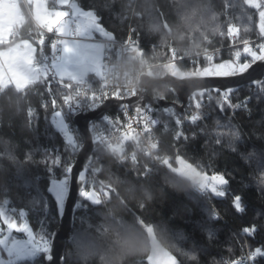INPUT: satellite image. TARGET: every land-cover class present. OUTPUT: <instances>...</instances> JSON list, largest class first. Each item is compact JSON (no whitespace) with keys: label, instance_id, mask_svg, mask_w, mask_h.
<instances>
[{"label":"trees","instance_id":"trees-1","mask_svg":"<svg viewBox=\"0 0 264 264\" xmlns=\"http://www.w3.org/2000/svg\"><path fill=\"white\" fill-rule=\"evenodd\" d=\"M75 1L98 13L103 12L104 23L119 40H125L131 26H134L145 41L142 44L143 61H167L171 46H200L206 39H213L214 47L228 46L232 37L228 33L229 27L238 30L237 42L260 37L258 12L244 4V0H138L137 5L133 0ZM189 2L196 5L191 11L199 10L197 20L191 25L184 19L185 12L182 11ZM106 3L114 5V8L111 11L103 9ZM134 8L137 14L132 18ZM23 10L27 13L25 8ZM154 20L160 24L167 23L169 28L153 30ZM30 24L26 21L21 31ZM48 52L49 48H46V54ZM233 52L234 49L226 51L219 60L232 58ZM181 68L191 70V67ZM92 79L95 84L99 81ZM168 87L167 84H156L153 87L156 95L152 90L149 93L154 99L178 101ZM52 88L59 97L61 89L55 81ZM249 89L246 86L234 92L235 100L246 95ZM211 95L212 103L204 112L206 125L199 122L193 127L183 121L189 141L176 155L198 166L199 171L209 176L225 175L230 181L226 197L210 195L207 200L187 184L157 169L147 176L138 175L131 162L117 161L116 154L110 149H96L94 157L102 167L97 179L116 187L120 199L113 198L100 206L86 208L82 207L86 202L79 198L65 264H106V256L112 257L113 264H139L141 258L146 264L143 248L133 240L126 238V255L118 247H113L119 230L111 222L112 218L128 228L135 223L132 213L154 228L158 246L174 256L177 264H221V261L238 260L247 248L252 252L256 247L264 248V183H261L264 176V100L252 98L246 109L236 110L231 117V109L223 113L219 111L222 97L217 93ZM50 99L43 84L32 86L27 94L13 92L6 96L0 93V209L18 223L25 219L36 234L46 215L48 202L43 234L49 237L59 224L64 202L57 206L54 193L48 191L56 181L50 178V174L60 173L46 165L45 160L49 159L50 163L53 154L67 155L63 134L52 124ZM45 103L49 104L48 108L43 107ZM29 109L33 113L31 117ZM111 114L115 116L116 112ZM225 125H230L233 131H240L243 139L238 148L227 142L222 145L215 143L216 136L226 140L229 127ZM175 132V124L162 117L158 130L161 153L174 154L180 144L174 139ZM172 163L176 166L175 160ZM138 166L142 171L145 166L149 167V160L139 158ZM233 193L243 197L247 208L245 214L234 212L228 198ZM121 200L126 201V208ZM213 212L220 214L218 220L212 218ZM246 225H255L258 229L254 238L239 234ZM136 227L140 228L139 225ZM86 250L91 254L85 256ZM16 264L46 263L43 254H39ZM254 264H264V259L257 257Z\"/></svg>","mask_w":264,"mask_h":264},{"label":"snow or ice","instance_id":"snow-or-ice-1","mask_svg":"<svg viewBox=\"0 0 264 264\" xmlns=\"http://www.w3.org/2000/svg\"><path fill=\"white\" fill-rule=\"evenodd\" d=\"M59 4L62 7H71L72 12L58 10L56 5ZM249 8H254L258 12L259 17V36L260 42L256 43L253 47L248 40L243 41V57L239 50L233 52L234 58L227 60L218 59V51H214L211 55H205L203 61L197 65L196 57L191 59V70H184L182 72L179 67L182 63H187L185 58L181 56L175 48L170 50V58L165 65V75L171 77H178L181 80L189 79H221V78H234L237 76H243L245 73L249 75L251 83L256 85L255 93L250 94L249 98L241 103H235L230 99V94L233 89L227 86H209L207 82L201 88L199 95L202 97L206 92L215 91L218 97H222V103L219 104V111L225 112L227 109H232L233 114L236 110H243L247 108L248 100L252 98L264 100V80L255 79L252 77L250 69H253V65L257 62H264V0H244ZM27 5L29 12L23 11L24 6ZM5 12L3 22H0V93L4 95H11L13 92L17 95L27 94L32 86L37 84H43L44 88L50 99V106L52 109L53 120L52 124L63 134L65 149L67 155L53 154L49 159L45 160L46 165H50L58 173L63 175V179H59L52 184L51 188H48L49 192L54 193L55 203L57 206H61L65 201V192L68 191L69 180L68 177L74 178V166L71 163L70 157L76 149L81 148V141L74 137L69 131V125L66 123V119H70L72 114L82 109H96L106 107V101L118 100L123 101L128 97L139 98V93L132 87L128 88L127 85H119L114 83L111 90H108V75L104 71L106 65L103 63L105 59V49L112 50L115 47L116 40L114 34L111 33L107 25L104 23L103 12L98 13L92 8L82 5L71 3V0H7L5 4ZM103 9L107 8L111 11L114 8L112 4H104ZM196 5L189 2L183 6L182 11L185 12L184 19L191 23L197 20L199 10L191 11L195 9ZM30 17V20H29ZM70 17H74L73 20ZM83 18V19H81ZM250 18V17H249ZM27 22H34L36 26V38L33 39L31 34H25L21 31L23 25ZM73 24L75 25L73 28ZM169 28L167 23L160 24L157 21L152 22V29L160 31L162 29ZM195 32V29L193 30ZM234 27L228 28L229 35L237 32ZM131 35L127 40L120 43L119 51H113L112 54L117 57H123L132 61L138 58L143 61L144 52L142 50V44L145 41L142 39V34L138 33L135 28L130 29ZM88 37L93 39L96 36L103 37L107 40V44H89L85 45L77 42L73 39L69 42L65 37ZM53 37H59L61 39H53ZM195 35L192 39L195 40ZM58 45L61 47L58 48ZM52 50L51 61L49 62V56L46 54V48ZM57 51H62L63 55L58 56ZM216 61V62H214ZM111 71V70H109ZM93 73L94 76L99 77V81L93 84L91 81L86 80L85 77L88 73ZM148 76H152L153 73L149 71ZM118 80L119 77H116ZM56 82V85L61 89L60 96L58 97L53 88L52 83ZM87 85L82 90L81 86ZM91 92V95H88ZM44 108H48L49 104L45 103ZM120 108L124 110L126 120L110 119L105 116L104 120L111 125L110 138L116 137V145L114 146L108 140H101L99 143H103L107 149H110L112 153L116 154V158L123 162L130 159L134 165L133 170L138 175L147 176L150 174L151 169L145 166L141 171L138 166L136 151H132L130 157L125 151V144L127 141H133L134 147L140 151H144L147 155H152L151 150L159 147L158 142L154 140L153 127L157 124L155 119H148L144 116L146 111H151L149 103H140L132 112L135 114L136 125L140 129L133 127V117L128 116L129 104L121 103ZM201 103L197 102L195 108L200 109ZM29 117L33 115L31 109L28 111ZM199 119L198 116H192V123H196ZM141 121L143 123L141 124ZM182 120L177 118L175 120L176 125H180ZM167 127V125H165ZM226 140H222L220 136L215 137V143L222 145L227 142L230 146L235 148L239 147V143L243 137L240 131L232 130L230 125ZM95 126L93 127V129ZM203 131V129H201ZM120 133L119 135H117ZM141 133L144 134L145 139L148 142V149L145 150L140 144ZM195 135V133H193ZM176 140H186L187 136L183 132H177L175 136ZM92 144L98 143L97 140L92 139ZM69 149L72 151L70 152ZM84 158L89 159L87 153H84ZM65 159H68V163H65ZM156 163L163 164L172 172L180 177H185L197 188L200 193L207 191L213 197L223 198L229 192L228 186L230 181L223 174L207 175L199 171L198 166H194L188 163L185 158L180 155L174 157L175 165L170 162L167 156L156 155L153 157ZM61 169L63 171L61 172ZM101 171L99 168H85L78 173L79 181L83 187L79 188V195L86 202L82 204V207L91 208L92 206H100L111 199H120L119 191L111 183L106 184L103 180L97 179V174ZM88 176L92 177V183L89 186ZM261 183H264V176L261 177ZM232 201V208L237 214H245L247 208L243 203V197L239 194L233 193L228 197ZM121 204L127 207L126 201L121 200ZM143 207V205H141ZM24 215L23 212L20 213ZM259 215V213H258ZM135 223L128 228H125L120 221H116L112 218L111 222L117 225L118 228V240L113 247H118L123 255L127 254V239L133 240L138 247H142L146 255V264H177V260L169 252L164 251L158 246L156 233L154 228L147 225L142 217L132 213ZM214 220H218L219 216L215 212L212 214ZM0 220L3 221V226L8 229L9 232L15 231L18 233H27L29 237V243L32 247L29 254L33 257L37 253L43 254L45 260H51V246L49 240L45 236L40 237V243H35V237L32 230L27 223L18 224L16 220L10 219L5 215L3 209H0ZM136 225H139L138 229ZM258 229L255 225H246L239 230V234L242 237L254 238ZM146 233V235H145ZM127 238V239H126ZM121 241H125L121 244ZM0 245H4L7 248L6 240L0 239ZM13 250L19 255L21 251L25 249L20 248L17 242H12V247L8 249V255L13 254ZM91 254L90 250L85 251V256ZM257 257L264 259V248L256 247L255 251L250 254V259L255 260ZM106 264H113L111 256L104 257ZM0 264H5V261L0 259ZM7 264H11L9 260ZM139 264H145L144 258H141ZM221 264H243V260H228L221 261Z\"/></svg>","mask_w":264,"mask_h":264},{"label":"built area","instance_id":"built-area-1","mask_svg":"<svg viewBox=\"0 0 264 264\" xmlns=\"http://www.w3.org/2000/svg\"><path fill=\"white\" fill-rule=\"evenodd\" d=\"M133 3H135V5H137L138 0H133ZM24 8L26 9V12H29V9L27 7V5L24 6ZM136 10L134 8L133 13H132V18L136 15ZM30 19V17H29ZM131 28H134V26H131ZM130 28V29H131ZM36 26L34 22H31L30 26H28L25 30H23L22 32H24L25 34H31L32 38L35 39L36 38ZM131 35V32L129 31L128 36L126 37L125 40L128 39V37ZM239 33L235 32L232 34L231 37V42L230 45L228 46H224V45H219V46H213L214 45V40L213 39H206L204 41V43L200 46H178V45H173L170 47V50L172 48H175L176 51L185 58V61H187V63H182L179 66H184V67H191V59L193 57H196V54L199 53V57L197 59V65L199 66V64L203 61V58L205 55H211L214 51L219 50L218 51V59H221L224 56V53L230 49H234L235 50H239L242 53V57H243V42H237ZM53 39H61L59 37H53ZM102 41L103 44H107V40L105 38H101L100 39ZM116 40V44L114 49L109 50V49H105L104 51V56L105 59L103 60V63L106 65V68L104 69V71L107 73L108 75V80H107V84H108V90H111V87L114 83H118L119 85L123 86V85H127L128 88H132L134 87L137 92L139 94L143 93V92H147L146 87L143 85V78L145 75H147V73L149 71H151L153 73L152 77L156 78V79H160L165 77V65L168 63L169 60L167 61H159V62H151V61H141L139 58L135 61L123 58V57H117L115 55L112 54L113 51L118 52L119 51V47H120V43L125 41V40H119L117 38H115ZM250 45H252L253 47L255 46L256 43L260 42V38H257L255 40H248ZM61 46L58 45V48H60ZM61 51H57V55L60 56ZM49 56V61H51V56H52V50L49 47V52L47 54ZM232 58H234L232 56ZM111 70V71H109ZM116 77H119V79L117 80ZM86 80L91 81L93 84L94 81L90 78H85ZM87 85H83L81 86L82 90L84 88H86ZM255 89L256 86H251L250 90L248 91V93L246 95H244L242 98L235 100L233 93L230 94V99L235 102V103H241L244 100L248 99L250 94H254L255 93ZM88 95H91V92H88ZM129 98H133V97H128L125 98L122 103L124 104H129L128 103V99ZM251 99L248 100V102ZM199 102L201 103L202 107L200 109L195 108V104ZM212 103V95L211 94H204V96H194L192 97L189 102L187 103L184 111L180 112L174 108H161L157 105V102H153V103H149L150 107H151V111H146L144 113V116L147 117L148 119H155L157 121V124L153 127V134H154V140L156 142H158L159 144V133L158 130L162 125V117L167 118L169 120H171L174 124H175V120L177 118H180L182 120V123L180 125H176V132L174 135V139L175 136L177 134V132H183L184 134H186L187 139L186 140H176L177 142H180V144L176 147V150L174 152V154L172 155H167L164 153H161L160 148L158 147L157 149H153L151 150L152 155H147L144 151H140L139 149H136L134 147V142L133 141H127L125 144V151L128 153L129 157L132 153V151H136L137 154V160L141 157H145L149 160V167L151 169L150 172H152L153 170H160V171H164L168 174H170L171 176L175 177L176 179H178L179 181L185 183L188 185V187L193 190L195 193H197L199 196L204 197L205 199L209 200L210 199V194L205 191L204 193H200L197 188L191 183V181H188L186 179L181 178L180 176H178L175 173H172L167 166L163 165V164H158L155 162V160L153 159L154 156L159 155V156H167L170 159V162H173L174 157L176 156V154L178 153V150L186 143L189 141L188 139V134L184 128V123L189 124L190 126H195L196 123H201L203 125H206V120L204 119V112L205 110L210 107ZM96 109H82L80 111H77L75 114H72L70 119H67L68 123H69V129L71 131V133L73 134L74 137L78 138L81 141V148L84 145V137L83 134L81 132V130L79 129V127L77 126V124L75 123V117L77 115L80 114H86V113H90L92 111L97 110ZM112 111L116 112V115L113 116L111 114ZM107 116L110 119H120L122 121L126 120L125 114H124V110L120 107H118L117 109H110V111L104 115L102 118L98 119V120H94L91 123V130L92 133L94 135V139L98 141V143L95 144V150L96 149H107L103 143H99V141L101 140H108L110 138V131H111V125L108 124L105 120L104 117ZM128 116H132L133 120V127L137 128V131H140V129L137 127L136 125V119H135V114L132 112L131 107H129L128 109ZM192 116H198L199 119L196 121V123H192L191 121V117ZM230 116L233 117V110L231 109V113ZM184 121V123H183ZM143 123V121H141V124ZM95 126V128L93 129V127ZM120 133H118L117 135H119ZM110 142L115 146L117 141H116V137L112 136L110 138ZM140 144L142 146V148H144L145 150L148 149V142L145 139V136L143 133H141L140 136ZM81 148H78L75 150V152H73V156L71 158V163L73 164L78 153L80 152ZM117 161H119L117 159ZM131 162L130 159L125 160L123 162ZM121 162V161H119ZM91 168H99L101 169V171L97 174V178L98 175L102 172V167L98 165V159H96L94 157L93 161L90 163ZM88 183L89 186L92 183V177L88 176ZM84 186V185H83ZM216 215H218L220 217V214L217 212ZM48 216V215H47ZM40 237L41 235H39V242H40ZM252 253V251L247 248L246 251L242 254V256L238 259V260H243V264H254V260L250 259V254ZM256 260V259H255Z\"/></svg>","mask_w":264,"mask_h":264},{"label":"water","instance_id":"water-1","mask_svg":"<svg viewBox=\"0 0 264 264\" xmlns=\"http://www.w3.org/2000/svg\"><path fill=\"white\" fill-rule=\"evenodd\" d=\"M181 70L182 72L184 71L182 68ZM249 71L251 72L253 78L264 80V62H257L253 65V69H250ZM205 82H207L209 86L217 85L231 87L233 89L232 93L239 91L245 86H256L251 83L247 73L243 76H237L234 78L211 79L207 81L202 79L181 80L179 76L171 77L168 75L163 78L156 79L152 76L145 75L143 78V85L146 87L147 92L141 93L139 98H129L128 103L131 109H133L140 103H153L156 101L157 105L161 108H175L176 110L182 112L184 111L190 98L195 95H199ZM159 83H166L172 94L177 97L178 101H171L165 98L154 99L150 95L149 91L152 90L154 85ZM208 93L216 92L212 91ZM105 103L107 105L106 107L98 108L90 113L80 114L75 117V123L81 130L84 137V145L73 163L74 178L69 176L68 191L66 192L59 224L54 230L50 240L52 258L50 261L45 260L46 264H65L67 243L74 229L76 213L79 206V188L83 187L79 181L78 173L83 171L85 168H88L94 159L95 144L91 143V140L94 139V135L90 125L93 120H98L106 115L110 109H117L122 101L110 100ZM85 152L89 157L87 160L84 158Z\"/></svg>","mask_w":264,"mask_h":264},{"label":"rangeland","instance_id":"rangeland-1","mask_svg":"<svg viewBox=\"0 0 264 264\" xmlns=\"http://www.w3.org/2000/svg\"><path fill=\"white\" fill-rule=\"evenodd\" d=\"M71 3L77 4L79 6V4L75 0H71ZM56 7H57L58 10L68 11L69 13L72 12L71 7H62V6L61 7L60 6H56ZM70 18H72L73 20H75L74 17H70ZM81 19H83V18H81ZM0 22H3V19H0ZM74 26L75 25L73 24V28H74ZM258 32H259V28H258ZM69 37H71V36H69ZM96 38H97V36L95 38H93V40H95V41H92V39H89L88 37H76V38L71 37V38H63V39H67V40H69V42H72L73 39H75L77 42L82 43V44H85V45H89V44H97V45H99V44H102V41L100 39L103 38V37H99L97 39ZM258 38H260V37H258ZM255 39H257V38L249 39V40H255ZM0 50H3V49H0ZM60 55H63L62 51H61ZM159 84L166 85V83H159ZM249 87H251V86H249ZM152 91H153V94L156 95L155 89L153 90V88H152ZM205 94H211V93L206 92ZM195 96H199V95H195ZM204 119H205V114H204ZM52 120H53V118H52ZM66 123H68L67 119H66ZM68 125H69V123H68ZM69 131H70V129H69ZM94 151H95V149H94ZM60 177H63V175L62 174L56 175L54 173L50 174V178H52V179H59ZM181 178L186 179L185 177H181ZM186 180H188V179H186ZM48 211H49V203L47 202V204H46V215H45V217H44V219L42 221V224H41V227H40L39 231H37L36 234L33 232V230L29 226V228L33 232V236L35 237V243H40L39 240H38L39 235L45 236L43 234V226L45 224L46 219L48 218L47 217ZM5 215L8 217V215L6 214V212H5ZM16 222L18 223V221H16ZM24 223H27V221L25 219H23L22 222L21 223H18V224H24ZM45 238L49 240V244H50L51 237L45 236ZM0 239H5L6 240V244H7V248L4 245H0V259L4 260L5 261V264H7V262L9 260L11 261V264H16L20 260L33 259V258L37 257L40 254V253H37L35 257H33L32 255H30L28 250L31 249L32 244L29 243L28 234L27 233H18V232H15V231L9 232L8 229L3 226V221L2 220H0ZM13 241L17 242L18 246L20 248L25 249V250L24 251H21L19 255H17L16 254V251L13 250V254L11 256H9L8 255V249L12 247V242Z\"/></svg>","mask_w":264,"mask_h":264},{"label":"crops","instance_id":"crops-1","mask_svg":"<svg viewBox=\"0 0 264 264\" xmlns=\"http://www.w3.org/2000/svg\"><path fill=\"white\" fill-rule=\"evenodd\" d=\"M6 3H7V0H0V19H4V12H5V7L4 6H5ZM56 6H60V5L57 4ZM71 37H65V38H71ZM97 38H99V36H97ZM92 41H95V40L92 39ZM85 78H90V79L97 78V79H99V77L94 76V74L91 73V72L88 73V75ZM92 80H94V79H92Z\"/></svg>","mask_w":264,"mask_h":264},{"label":"bare ground","instance_id":"bare-ground-1","mask_svg":"<svg viewBox=\"0 0 264 264\" xmlns=\"http://www.w3.org/2000/svg\"><path fill=\"white\" fill-rule=\"evenodd\" d=\"M175 109V108H174Z\"/></svg>","mask_w":264,"mask_h":264}]
</instances>
